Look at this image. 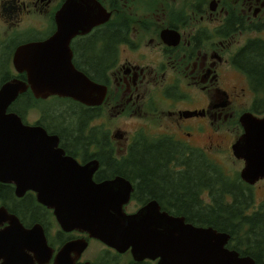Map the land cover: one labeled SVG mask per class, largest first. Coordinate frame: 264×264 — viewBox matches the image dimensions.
<instances>
[{
    "label": "flooded vegetation",
    "instance_id": "af4514ba",
    "mask_svg": "<svg viewBox=\"0 0 264 264\" xmlns=\"http://www.w3.org/2000/svg\"><path fill=\"white\" fill-rule=\"evenodd\" d=\"M69 1L71 4L65 7ZM61 23L84 30L76 32L66 42L55 36ZM52 37L51 43L39 47L40 53L47 59L70 62L73 69L104 85L103 100L100 104L88 105L69 96L35 98L57 101L67 117L50 109L34 121H26L25 116H21L22 122L39 126L47 135L56 136V147L81 165L97 159L95 182L116 176L129 180L132 191L123 204L124 213H134L149 202H156L153 211L181 217L185 223L196 227L226 232L229 234L226 247L241 256L249 255L236 248L235 236L219 227L221 216L214 215L215 211L223 210L219 205L229 206L234 199L214 198L209 184L198 188L195 201L189 199L190 208L188 205L181 208L178 196L165 199L163 194L155 192V187L143 191L136 181L122 174L121 167L130 168L129 158L138 152L146 155L156 150L167 152L168 158L173 156L166 163L168 172L180 173L188 166L191 168V163H196L199 156L227 170L218 154L220 144L213 145L211 130L214 126L231 123L237 125L241 134L240 116L244 112H253L259 117L264 114L254 112L255 96L247 75L234 63L236 58H244L248 42L257 41L264 47V0H0V75L6 73L1 65L8 62L12 70L9 80H25V71L18 72L13 64L17 48L28 43H47ZM227 69L238 76L239 90L224 77ZM28 91L31 92L29 89L25 92ZM199 92L205 96V99L200 98V106ZM182 101L188 106L179 107ZM166 104L168 108L163 109ZM85 111L93 112L94 118H98L96 123L91 124L94 118L90 115L83 119ZM106 111L139 123L123 137L122 131L128 130L105 129ZM192 112L196 114H190ZM165 118L171 123L163 126ZM204 133L207 140H199L197 135ZM139 147L143 149L140 151ZM231 155L235 157L232 150ZM189 156L187 165L183 159ZM239 160L242 169L244 161ZM174 162L178 167H174ZM106 163L112 165L111 175L100 171ZM241 169L238 177L251 188L252 194L254 187L264 183V178L248 183L240 177ZM160 186L162 184H158V190H163ZM14 189V184L0 182V206L17 215L27 228L41 226L50 250L43 263V259L29 252L33 264H54L63 249L67 251L64 259L71 264H158L159 257L136 255L131 246L112 247L81 227L62 228L53 210L37 200L36 192L28 189L17 196ZM251 201L248 207L241 208V219L259 211L261 203L253 198ZM195 205L198 209L192 208ZM236 217L237 214L233 216ZM242 226L244 232L246 226Z\"/></svg>",
    "mask_w": 264,
    "mask_h": 264
},
{
    "label": "water",
    "instance_id": "95a60500",
    "mask_svg": "<svg viewBox=\"0 0 264 264\" xmlns=\"http://www.w3.org/2000/svg\"><path fill=\"white\" fill-rule=\"evenodd\" d=\"M70 4L67 2L65 7ZM61 24L55 36L66 42L84 30ZM52 40L53 37L47 43H28L17 48L13 64L18 72L25 71L26 78H14L0 86V182L14 184L17 196L28 189L36 192L37 200L53 210L62 228L81 227L112 247L131 246L136 255L159 257L158 264H257L251 256H241L226 247L228 233L159 214L152 209L156 202H149L134 213H124L123 204L132 191L129 180L116 176L95 182L97 159L81 165L64 156L56 147V136L47 135L39 126L24 124L19 114L8 111L9 105L27 89L34 98L69 96L88 105L103 100L104 85L73 69L70 62L47 59L40 53L39 47ZM240 123L243 132L231 144V150L244 161L240 177L252 184L264 178V114L259 117L244 112ZM4 223L7 224L2 227ZM0 226V264H33L29 252L43 259L42 263L48 259L50 250L41 226L25 227L3 205ZM64 250L54 264H71L64 259Z\"/></svg>",
    "mask_w": 264,
    "mask_h": 264
},
{
    "label": "trees",
    "instance_id": "16d2710c",
    "mask_svg": "<svg viewBox=\"0 0 264 264\" xmlns=\"http://www.w3.org/2000/svg\"><path fill=\"white\" fill-rule=\"evenodd\" d=\"M244 55V58H236L238 61L236 60L234 63L236 66L242 67L247 75L249 87L255 96L253 110L257 113H263L264 47L262 43L257 41L248 42L245 46ZM6 79L8 77L3 81ZM19 98L10 105L8 111L17 112L23 117L25 112L17 110L15 103L19 100H25L29 104L28 109H30L31 105L32 108L35 106L34 103L37 100L29 91L22 93ZM167 154V152L163 154L156 150L150 151L146 155L143 151L138 152L129 158L130 168L123 165L121 172L136 181L138 187L142 188L143 191L147 192L151 190L149 188L155 187V192L163 194L165 199H175L178 196L182 201L181 208H185L191 199L195 201L198 188L209 184L213 189L214 198L229 197L234 199V202L230 203L229 206L219 205L223 210L214 212V215L221 216L219 220L222 221L219 222L218 226L226 228L235 236L233 238L234 244L241 253L251 255L257 264H264V213L258 211L245 216L243 219L239 217L241 208L250 205L252 200L251 188L243 183L235 173L228 175L221 166L213 161L206 162L200 156L196 163H191V168L188 166L187 170L180 173L168 172L166 163L169 158L173 159V156L168 158ZM189 160L190 156L183 159V162L185 161L189 165ZM111 166V163H106L100 171L111 175ZM129 170H132V173ZM158 184H162L160 187L163 190H158ZM194 193L195 195H193ZM192 208L198 209V205ZM236 214L237 217L233 218ZM233 224L236 226L233 227ZM242 224L246 226L244 232L242 231Z\"/></svg>",
    "mask_w": 264,
    "mask_h": 264
},
{
    "label": "rangeland",
    "instance_id": "374dc122",
    "mask_svg": "<svg viewBox=\"0 0 264 264\" xmlns=\"http://www.w3.org/2000/svg\"><path fill=\"white\" fill-rule=\"evenodd\" d=\"M1 66L5 69L6 73L3 74V75H0V86L3 83H5L6 81L9 80V78H8L5 81H3V79H5L6 77L10 76V73L12 71L10 63H8V62L5 63L4 66L3 65H1ZM224 77H226L230 81L231 84L237 85L236 87L239 90V86H238L239 78H238V76L236 74H234L230 69H227L226 72H225ZM95 83H97V82H95ZM245 86L247 87L246 83H245ZM230 89L233 91V93H235L233 88H230ZM19 96H17V99L21 98V97L19 98ZM201 97L205 99V96L199 92L198 93V98H199L198 106L202 105V103H200V98ZM186 103H187L186 101H182V104L179 105V107L184 108L185 106H188V104H186ZM57 104H58L57 101H55L53 99H46V100L37 99V101H35V103H34L35 106L32 108V105H31L30 109L28 110L29 104L25 100H19L18 102L15 103V108L17 110H19V111H24L25 112L24 116H25V120L26 121H29V119L34 121L36 118L39 117V115H44L45 114L44 112H46V111H48L50 109H52V111H56L57 114H61V116H63V117L64 116L67 117L66 114L64 115V113L61 112L62 110L59 108V106ZM246 107H248V104L246 105ZM162 108L163 109H167L168 108V104L163 105ZM235 108L238 109V106H235ZM235 108L232 107L231 110L234 111ZM76 111H79V110L76 109ZM255 113H257V112H255ZM113 114H114V112H108V111H106L104 113V116H105L106 120L108 121V122L105 123V129L111 128L112 130H114L116 127H118L119 129L123 128V129L128 130V132H123L122 131L123 137H126L129 134L130 130L132 131L136 127L137 123H139L138 121L130 120V117L122 115L120 118H118V117L114 116ZM190 114H196V113H190ZM257 114H262V113H257ZM68 116H70V114H68ZM86 116H89L90 118H94L93 112L87 113L85 111L83 119ZM165 117H167V116H165ZM97 119L98 118H94V120L91 121V124L96 123ZM169 123H171V121L168 120L167 118H165L164 121H163V126L165 124H169ZM213 128H212L213 130H211L212 135H213L211 140L214 142V144H213L214 146L216 145V143H219L220 146H221V149L218 150V154L220 155V158H221L222 162L226 165V169H227L226 173L228 175H232V173H235L236 175H238L239 170L242 167V162H241V160L236 159V157H232V155H231V144L234 142V140L240 134L239 128L237 127L236 124H232L231 125V123L228 124V125H224V126H214ZM197 138L199 140H203V141L207 140V137H206L205 133H204V135L198 134ZM193 140H195V142H196L197 141L196 137H194ZM205 145H206V143H205ZM141 149L142 148L140 147L139 150L141 151ZM134 157H133V160H134ZM217 162L219 163V161H217ZM221 165L224 166L223 164H221ZM174 167H178V166H175V162H174ZM171 173H173V172H171ZM252 198L254 200H256L257 202L259 201V203H261V206H258V210L260 212H264V204H262V201H264V183L261 182V183H259V187H256V188L254 187V192H252ZM6 224L7 223H4L2 225V227H4ZM0 228H1V226H0ZM1 261L2 260H0V262Z\"/></svg>",
    "mask_w": 264,
    "mask_h": 264
}]
</instances>
